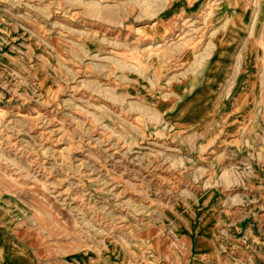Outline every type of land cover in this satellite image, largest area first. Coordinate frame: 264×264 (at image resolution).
<instances>
[{
    "label": "rangeland",
    "instance_id": "1",
    "mask_svg": "<svg viewBox=\"0 0 264 264\" xmlns=\"http://www.w3.org/2000/svg\"><path fill=\"white\" fill-rule=\"evenodd\" d=\"M262 78L264 0H0V264H264Z\"/></svg>",
    "mask_w": 264,
    "mask_h": 264
},
{
    "label": "bare ground",
    "instance_id": "2",
    "mask_svg": "<svg viewBox=\"0 0 264 264\" xmlns=\"http://www.w3.org/2000/svg\"><path fill=\"white\" fill-rule=\"evenodd\" d=\"M96 7V6H95ZM93 8H94V6H93ZM98 11V10H97ZM99 12V11H98ZM98 12H97V14H98ZM173 33V32H172ZM180 35V34H179ZM203 36H205V35H203ZM202 39V38H201ZM158 43V42H157ZM158 47V46H157ZM154 49H155V47H154ZM158 50H159V48H158ZM263 65V64H262ZM243 70V69H242ZM241 73V72H240ZM263 79V82H264V78H262ZM5 167V166H4ZM102 225V224H101ZM100 225V226H101ZM99 230V229H98Z\"/></svg>",
    "mask_w": 264,
    "mask_h": 264
}]
</instances>
